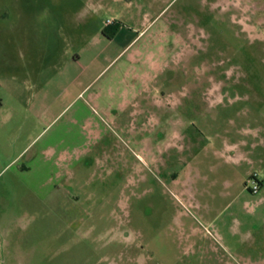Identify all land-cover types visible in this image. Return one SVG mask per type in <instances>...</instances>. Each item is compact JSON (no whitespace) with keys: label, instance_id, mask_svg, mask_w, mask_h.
Returning a JSON list of instances; mask_svg holds the SVG:
<instances>
[{"label":"rangeland","instance_id":"obj_1","mask_svg":"<svg viewBox=\"0 0 264 264\" xmlns=\"http://www.w3.org/2000/svg\"><path fill=\"white\" fill-rule=\"evenodd\" d=\"M248 173L264 0H0V264H264Z\"/></svg>","mask_w":264,"mask_h":264},{"label":"built area","instance_id":"obj_2","mask_svg":"<svg viewBox=\"0 0 264 264\" xmlns=\"http://www.w3.org/2000/svg\"><path fill=\"white\" fill-rule=\"evenodd\" d=\"M250 185L246 186V189L251 195L259 194L261 188L264 186V181L261 180L257 173H252L249 175Z\"/></svg>","mask_w":264,"mask_h":264},{"label":"crops","instance_id":"obj_3","mask_svg":"<svg viewBox=\"0 0 264 264\" xmlns=\"http://www.w3.org/2000/svg\"><path fill=\"white\" fill-rule=\"evenodd\" d=\"M96 61H97V58H96ZM112 62V61H111ZM110 62V63H111ZM109 63V64H110ZM107 68V66L103 69V70H101V71H99V73L96 75V78H98V76L105 70ZM87 70V69H86ZM85 70V71H86ZM109 84V83H108ZM89 86V85H88ZM88 86H86V87H88ZM93 99H95L96 100V103H98L100 100H101V97H100V95L98 94V92L96 93V95L94 96V98ZM123 99H126V97H123ZM145 101H147L148 102V98H145ZM133 104V106L135 105V104H137V105H139L136 101H131V102H122V104H121V110L123 111L125 108H126V106H128V105H132ZM158 108V107H157ZM141 110H142V113L144 114V116H146V114H147V112L148 111H146V109H144L145 111H143V108H141ZM131 116H133V114L131 113ZM249 174V173H248ZM250 175V174H249ZM248 175V176H249Z\"/></svg>","mask_w":264,"mask_h":264}]
</instances>
